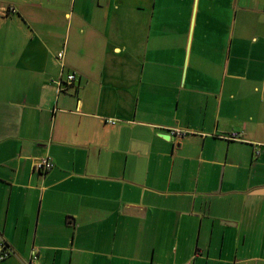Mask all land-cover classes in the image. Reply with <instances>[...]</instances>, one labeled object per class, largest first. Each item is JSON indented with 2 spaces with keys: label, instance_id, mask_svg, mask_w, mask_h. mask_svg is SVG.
<instances>
[{
  "label": "crops",
  "instance_id": "crops-1",
  "mask_svg": "<svg viewBox=\"0 0 264 264\" xmlns=\"http://www.w3.org/2000/svg\"><path fill=\"white\" fill-rule=\"evenodd\" d=\"M0 241V264H264V0H0Z\"/></svg>",
  "mask_w": 264,
  "mask_h": 264
},
{
  "label": "built area",
  "instance_id": "built-area-1",
  "mask_svg": "<svg viewBox=\"0 0 264 264\" xmlns=\"http://www.w3.org/2000/svg\"><path fill=\"white\" fill-rule=\"evenodd\" d=\"M9 13L14 14L15 13L14 9L9 8L8 12L5 14V16H7ZM62 58H63V53H59L58 54V60L61 63V67H63ZM66 81L68 84H73L76 81V73L73 72V73L67 75ZM60 84H61V80L58 81V86ZM118 122L119 121H116V120H108V124H110L112 126L118 124ZM188 134H189V132L181 131L179 129H170L168 136L172 140H179V139L186 137ZM226 139L238 140V137H237L236 133H232ZM52 167H53V162L51 161V159L49 157H45V158L37 160L34 163L33 170L35 172L40 173V174H45L48 171H50L52 169ZM10 255H11V251H10L9 247L3 241H0V263L3 262L4 260H6ZM26 264H39L36 251H32L30 259Z\"/></svg>",
  "mask_w": 264,
  "mask_h": 264
},
{
  "label": "water",
  "instance_id": "water-1",
  "mask_svg": "<svg viewBox=\"0 0 264 264\" xmlns=\"http://www.w3.org/2000/svg\"><path fill=\"white\" fill-rule=\"evenodd\" d=\"M169 137V136H168ZM170 138V137H169Z\"/></svg>",
  "mask_w": 264,
  "mask_h": 264
}]
</instances>
